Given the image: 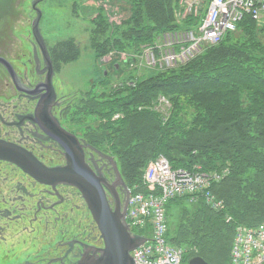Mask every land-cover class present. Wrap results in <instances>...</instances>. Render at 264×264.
Returning a JSON list of instances; mask_svg holds the SVG:
<instances>
[{
    "label": "trees",
    "instance_id": "obj_1",
    "mask_svg": "<svg viewBox=\"0 0 264 264\" xmlns=\"http://www.w3.org/2000/svg\"><path fill=\"white\" fill-rule=\"evenodd\" d=\"M113 3L127 16L116 24L96 9L89 41L97 60L113 51L143 58L163 34L193 29L201 20L194 13L181 17L179 0ZM65 46L70 58L79 55L78 44ZM61 48L54 51L60 65L65 62ZM112 63L114 71L125 64L129 74L81 94L79 124L114 158L128 187L141 186L145 168L159 156L174 170L229 171L210 188L223 201L221 210L199 196L196 208H183L179 224L168 222L167 228L169 242L184 249L185 262L199 257L228 264L236 228L264 224V28L245 16L219 43L173 68H151L145 62L140 73L142 68L132 70L125 61ZM159 98L168 102L167 108L161 105L165 115L156 108ZM92 115L97 120L86 124Z\"/></svg>",
    "mask_w": 264,
    "mask_h": 264
},
{
    "label": "flooded vegetation",
    "instance_id": "obj_2",
    "mask_svg": "<svg viewBox=\"0 0 264 264\" xmlns=\"http://www.w3.org/2000/svg\"><path fill=\"white\" fill-rule=\"evenodd\" d=\"M32 8L37 16L38 5ZM35 18L28 21L32 53L13 44L10 33L0 38V146H14L47 168H64L82 155L110 206H117V195L124 209L128 185L114 158L77 123ZM104 247L78 189L40 183L0 160V264H77Z\"/></svg>",
    "mask_w": 264,
    "mask_h": 264
},
{
    "label": "built area",
    "instance_id": "obj_3",
    "mask_svg": "<svg viewBox=\"0 0 264 264\" xmlns=\"http://www.w3.org/2000/svg\"><path fill=\"white\" fill-rule=\"evenodd\" d=\"M179 4L182 17L199 14L200 23L193 29L163 34L154 49L145 51L143 59L151 68H173L190 61L204 46L217 44L226 33L234 32L245 16L264 28V0H179ZM161 105L169 107L164 98ZM228 174L229 171L174 170L163 156L151 161L144 170L142 185L128 187L125 220L131 230L142 232L146 238L131 253L135 264H188L184 249L172 245L167 238V204L182 197L196 201L202 196L212 209L221 210L223 201L210 188ZM141 187L148 191L141 192ZM228 264H264V224L236 228Z\"/></svg>",
    "mask_w": 264,
    "mask_h": 264
},
{
    "label": "rangeland",
    "instance_id": "obj_4",
    "mask_svg": "<svg viewBox=\"0 0 264 264\" xmlns=\"http://www.w3.org/2000/svg\"><path fill=\"white\" fill-rule=\"evenodd\" d=\"M34 1L0 0V38L3 39L5 34H12L16 39H13V44L24 47L25 52L32 51V46L29 41L33 38L31 25L28 21H31L35 17L37 18L32 8ZM113 4V0H42L37 4L38 10L41 12V20L38 25L40 36L44 41L45 49L51 51L54 68L58 72L55 80H59L58 83L62 84L61 94L73 98V104H75L76 109H73L72 112L76 113L79 108L81 94L93 93L102 88L101 84L104 80L117 83L127 77L129 70L125 64L122 65L121 70H113L112 61L114 59L127 62L131 65L130 69L132 70H137L136 67L141 69L142 64L146 62L143 59L144 57H129L124 52L118 53L115 51L100 60H97L95 57L89 37L90 30L93 28L92 15H94V12H97L96 9H102L109 17L110 22L116 24L120 23L127 16L125 9L121 10L120 8L119 10ZM179 18L180 14L176 13V19ZM66 42L78 44L80 50L78 56L73 59L69 57L65 46ZM58 46H62L59 50L65 55V62L61 65L58 64L57 54L54 52ZM144 69L146 68L139 70L140 73ZM156 108L162 115H165L161 108V98L158 99ZM77 119V123L79 124L78 121L81 119L78 116ZM95 120H97V117L92 115L87 118L85 123L93 125L91 122ZM91 127L93 128L95 126ZM169 205L170 226L179 224L180 212L183 208L188 210L196 208V202L190 201L188 197L172 200ZM168 237L172 238L173 236L168 234Z\"/></svg>",
    "mask_w": 264,
    "mask_h": 264
},
{
    "label": "water",
    "instance_id": "obj_5",
    "mask_svg": "<svg viewBox=\"0 0 264 264\" xmlns=\"http://www.w3.org/2000/svg\"><path fill=\"white\" fill-rule=\"evenodd\" d=\"M40 1L42 0H35L33 7H36ZM36 11L37 18L40 19L41 12ZM45 51L47 54L48 50ZM50 67L52 69L51 64ZM73 158L74 161L64 168H47L32 155L19 151L14 146H0V160L14 165L40 183L52 186L59 183L74 186L86 201L105 247L84 255L77 264H135L131 253L145 242V238L134 235L125 220L128 198L124 209H120V200L116 195L117 206L112 208L107 201L102 180L88 168L82 155ZM189 264L208 263L196 257L191 259Z\"/></svg>",
    "mask_w": 264,
    "mask_h": 264
}]
</instances>
